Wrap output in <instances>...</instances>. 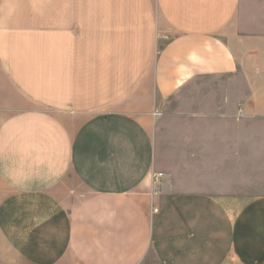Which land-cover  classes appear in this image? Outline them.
<instances>
[{"label":"crops","instance_id":"obj_1","mask_svg":"<svg viewBox=\"0 0 264 264\" xmlns=\"http://www.w3.org/2000/svg\"><path fill=\"white\" fill-rule=\"evenodd\" d=\"M243 6L0 0V264H264V0L232 39Z\"/></svg>","mask_w":264,"mask_h":264},{"label":"rangeland","instance_id":"obj_2","mask_svg":"<svg viewBox=\"0 0 264 264\" xmlns=\"http://www.w3.org/2000/svg\"><path fill=\"white\" fill-rule=\"evenodd\" d=\"M249 33L251 34V0H244V6H243V9H242L241 13L239 14L238 19L236 20L235 23H233L230 26L229 29H227L225 31V35L229 36V37L231 36L232 39H233L234 37L238 38V37H240L242 35H247ZM238 39H240V38H238ZM237 45L240 46V44H237ZM239 79L241 81L243 80L241 77ZM241 81H240V84L242 85ZM161 186L162 185L159 186L160 193L158 195L161 194V191H162V189H161L162 187ZM149 261L150 262L152 261L151 263H153V264L155 263L153 261V257H150Z\"/></svg>","mask_w":264,"mask_h":264},{"label":"built area","instance_id":"obj_3","mask_svg":"<svg viewBox=\"0 0 264 264\" xmlns=\"http://www.w3.org/2000/svg\"><path fill=\"white\" fill-rule=\"evenodd\" d=\"M163 116H164V114L160 111L153 112V117L156 119L161 118ZM163 177H164L163 173H153L152 174V186H153V189L155 188L153 190V193L155 195H158L160 193L159 186L161 185ZM158 212H159L158 208L154 209L155 214H157Z\"/></svg>","mask_w":264,"mask_h":264}]
</instances>
